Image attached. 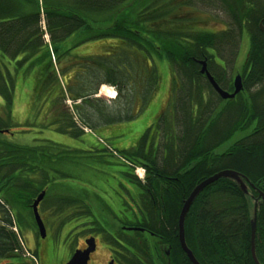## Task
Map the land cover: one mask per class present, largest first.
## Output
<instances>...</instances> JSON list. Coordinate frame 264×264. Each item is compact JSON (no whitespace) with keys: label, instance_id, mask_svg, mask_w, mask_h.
Masks as SVG:
<instances>
[{"label":"trees","instance_id":"trees-1","mask_svg":"<svg viewBox=\"0 0 264 264\" xmlns=\"http://www.w3.org/2000/svg\"><path fill=\"white\" fill-rule=\"evenodd\" d=\"M207 10L225 16L223 29L204 30L212 21L204 18ZM212 18L214 23L219 20L217 15ZM261 24L264 0H0V188L12 187L28 200L51 183L61 188L65 183L60 181L73 178L64 163L72 154L68 147L47 139L22 145L14 142L15 136L37 129L40 134L54 131L78 139L85 136L83 128L133 120L155 96L167 67L181 134L174 136L169 125L173 118L164 117L166 142L162 139L156 152L153 147L147 152L142 140L128 161L132 169L145 170L149 196L157 202L152 218L159 224L154 232L173 244L177 264H189L179 244V219L193 190L225 170L243 174L255 186L264 182ZM246 38L249 49L242 72L245 87L253 91L244 108L232 105L225 114L198 62L208 61L217 84L232 91L230 72L238 67ZM79 49L85 50L79 54ZM103 86L117 91L109 106L97 98ZM20 95L29 98L20 103L27 107L23 122L15 114ZM137 104L142 111L136 114ZM255 120L258 133L216 153ZM177 143L178 155L173 149L179 148ZM163 144L168 148L164 155ZM132 171L133 180L144 187ZM166 177L173 181L160 194L159 182ZM252 204L230 179L200 194L186 218L185 236L201 264H255ZM8 238L0 254L15 250L13 236ZM256 255L264 264V210L257 213Z\"/></svg>","mask_w":264,"mask_h":264},{"label":"flooded vegetation","instance_id":"flooded-vegetation-1","mask_svg":"<svg viewBox=\"0 0 264 264\" xmlns=\"http://www.w3.org/2000/svg\"><path fill=\"white\" fill-rule=\"evenodd\" d=\"M209 11L204 12L206 14L204 18L212 19V21L205 24V27L214 24L212 18L214 14ZM219 19L224 22L222 16H219ZM205 27L204 30L215 32ZM200 62H198L200 73L213 89L207 75L202 74ZM237 64L238 67L230 72L229 86L233 88L232 91L223 89L229 94L235 92V78L238 75L243 78V67L240 68L243 63L237 62ZM208 67L207 61V69H209ZM168 79L167 100L160 114V121L164 117H168L167 108L172 105L173 100L171 97L174 89L173 82L171 77L168 76ZM163 83L164 75L155 96L147 105L160 95ZM213 90L222 100L221 106L224 105V107L221 109L223 111L232 105L243 106L246 97L250 100L249 96L253 91L252 89L248 91L244 85V90L238 94L239 96H236L237 98L224 100L215 89ZM196 114L198 115V113ZM258 125V120H255L246 130L236 133L235 136L243 134L241 140H244L259 132ZM87 129L83 128L85 135L94 134V130H90L88 133ZM99 139L101 148L91 145L84 151L66 148L72 154L65 158L64 163L70 177L74 176L71 174L73 169H77V172L81 170L82 178L87 183L98 187L110 185L111 189L104 198L97 195L94 188L92 190L89 188V192L82 191L78 187L71 184L66 185V183L65 185L69 189L62 188L57 195H54L53 191L59 187L58 183L54 185L51 183L29 200L22 194L13 193L12 187L5 185L0 188V233L2 234H0V245L4 246L5 242L9 241L8 237L13 236L11 243L15 247L13 252L0 254V264H58V262L59 264H69L77 252H85L91 248L89 241H94L93 245L90 242L94 249L90 252L85 264H177L176 261L180 259L173 256V244L159 239L154 232L155 227L159 224L156 219L152 218L157 202L149 196L150 189L146 187V173L145 179L142 180L144 187L132 178V164L128 161L132 159V150L128 148L116 150L111 148L106 140ZM91 163L107 164L105 176L96 171ZM114 168L116 169L112 171ZM33 179L36 180V178ZM164 179L168 180L159 182L160 194H163L162 191L168 189V184L173 181H169L170 178L167 177ZM69 180L72 179L68 178L65 182ZM175 180L177 181V179ZM165 183L167 184L165 185ZM247 184L252 192V203L256 205L257 212H261L264 210V182L256 186L252 182H247ZM42 193H45V196L38 205V213L45 227V237L40 231L34 210V204ZM159 197L162 199V195ZM74 201H77L76 205H74ZM179 244L189 264H193L182 248L180 239Z\"/></svg>","mask_w":264,"mask_h":264},{"label":"rangeland","instance_id":"rangeland-1","mask_svg":"<svg viewBox=\"0 0 264 264\" xmlns=\"http://www.w3.org/2000/svg\"><path fill=\"white\" fill-rule=\"evenodd\" d=\"M216 14L217 16H222L223 21H226V18L223 14L214 13V15ZM206 26L207 27L205 28H208L209 30H214V31H218L224 28V25H222V22L220 21V19L218 23H214L213 25L209 24ZM100 47L102 46L100 45ZM248 49H249V43H248V39L246 38L242 51L240 53V58L238 61L239 64H242L244 62L247 56ZM84 50L85 49H79L76 52L81 54ZM241 67L242 66L240 65V68ZM162 72H163L162 74L164 75V83H163L162 91L160 95L153 102L147 105L148 107L143 112H141L142 109L139 108L141 105H139L138 107V104H137L136 114L137 112H139V110H141L140 111L141 113L137 117H135V119L133 120H129V121L127 120V121L117 123V124L115 123L110 124L108 127H105V128H95L93 135H90V136L85 135L84 137L78 138V139H74L66 135H60L54 131H46V132H43V134H40V132L37 129H33L31 134L29 135H16L14 138V142L18 144H22V145H32L34 144V140L36 139H47L56 144H61L69 148H74V149L84 151V150H87L86 147H88L89 145L94 146L95 148L97 147L101 148L100 139H99L101 138L109 142L108 144L109 146H111V148H114L116 150H119L118 148L122 150L125 148H128L129 150H132V152H136L139 149L140 144H142V140H144L145 146H147V148H144V151L147 150V152H150V148L153 147L156 152V150H158V148L161 147L162 139L163 141L166 142L165 135L162 131V127H164V125L163 124L161 125L160 114L162 112V109L165 107V102L167 100L166 91L169 88L168 76L170 75V72L167 67L163 68ZM110 91L114 93L113 96L117 95L116 89L112 87H108V86H103L101 89L100 95L97 96V98L103 99L108 106L111 105V102L114 101V99L109 98L110 96L109 94H111ZM105 92L106 93L108 92V94H105ZM28 99L29 98L26 97V95H23V96L20 95L18 99L19 106L17 104V112L15 114H17V117L21 115L20 117H18L19 122H23L27 118L26 116H23L27 110V107L25 105L20 106V103L22 104L24 101L27 103ZM66 107L71 109L72 103L67 102ZM221 107L223 108L224 105H222ZM178 108H180V104ZM195 108L196 107L194 106L193 111H195ZM173 111H174V107L172 105L168 106L167 116L171 118L173 115L172 120L168 119L170 122L169 125L172 129V133H174V136L179 137L181 132L179 129L180 124L178 121H180V119H179L178 114L174 115ZM227 112H228V108L224 111V113L226 114ZM223 116H221L217 124L222 120ZM107 130H108V133L105 134ZM86 131L89 133L90 129H87ZM243 136H244L243 134L236 135L232 140H230L229 142L223 144L220 148H218L216 150V153L217 154L224 153L232 145H234L237 141L241 140ZM103 140L102 142L105 143ZM177 146H179V148L177 147L173 149L175 150V153L178 155L180 154L179 143H177ZM160 149H161V153H163L162 155L165 154L164 151L168 150V148H164V144L162 148ZM91 164H93L92 167H94L96 171H98L101 175L105 176V174L107 173L106 172L107 164L106 165L105 164L97 165L98 163L96 164L91 163ZM115 169L116 168L112 169V171H114ZM133 170H135V174L136 176H138V178L145 179V172L142 167H136ZM81 173H82L81 170L77 172V169H73V171L71 172V174L74 175L72 180H69L67 182L60 181L59 183L64 182L66 183V185L71 184L72 186L78 187L82 191L84 190L88 192H89L88 190L89 188L91 190L92 188H94L95 189L94 192H97V195H99L102 198L106 197L107 193H109L111 189L110 185L106 184L107 187H98L90 183H87L85 179L82 178L83 175ZM66 185L65 184L60 185L62 186L61 188L56 187V189L53 191L55 192L54 195H57L60 192V190H62V188L69 189L67 188Z\"/></svg>","mask_w":264,"mask_h":264},{"label":"water","instance_id":"water-1","mask_svg":"<svg viewBox=\"0 0 264 264\" xmlns=\"http://www.w3.org/2000/svg\"><path fill=\"white\" fill-rule=\"evenodd\" d=\"M260 29H261V31L264 32L263 24L260 25ZM200 64L202 65V74L207 75V78L210 81V83L212 84L213 88L216 90V92L224 100L235 98L238 94H240L244 90L243 78H242V76L238 75L235 78V92L233 94H229L228 92L224 91L217 84L214 77L210 74V72L207 69V62L202 61V62H200ZM221 179H230V180L236 182L237 185L243 191V193L247 197L252 199V192H251L249 185L247 184L248 180L245 179L244 175L240 174L239 172L232 171V170H225V171H222V172L215 174L214 176L209 177L208 179L203 181L201 184H199L193 190V192L190 194L188 199H186L184 201V205H183V208H182V211L180 214V219H179V239H180L182 248L187 253L189 259L191 260V262L193 264H200V263L197 261L193 252L188 248L187 243H186V237H185L186 218L188 216V213H189L192 205L194 204L196 199L200 196V194L204 190H206L209 186L218 182ZM253 187H254V185H253ZM44 196H45V193H42L34 204L35 215L37 218V222H38L40 231L43 234V236L45 235V227H44L42 219L38 213V205L43 200ZM263 196H264V194H263ZM263 202H264V197H263ZM250 208H251V228H252V238H251L252 257H253V260L256 264H261L257 258V255H256V231H257V213L258 212H257L256 205L252 204ZM90 242H92V241H89V245L91 248L85 252H77L69 264H85L86 263L87 258H89L90 252L93 251V249H94L92 246L94 244L93 243L94 241L92 242V245Z\"/></svg>","mask_w":264,"mask_h":264},{"label":"bare ground","instance_id":"bare-ground-1","mask_svg":"<svg viewBox=\"0 0 264 264\" xmlns=\"http://www.w3.org/2000/svg\"><path fill=\"white\" fill-rule=\"evenodd\" d=\"M209 82H210V81H209ZM213 89H214V88H213ZM110 93H111V94H109V95H110L109 98L114 99V98H115V97L113 96L114 93L111 92V91H110ZM102 94H103V93H102ZM105 94H108V92H107V93L105 92ZM230 94H231V93H230ZM106 96H108V95H106ZM238 96H239V95H238ZM236 98H237V97H236ZM228 100H229V99H228ZM240 174H241V173H240ZM242 175H243V174H242ZM245 179H246V177H245ZM246 180H247V179H246ZM246 182H247V181H246ZM256 233H257V231H256ZM251 234H252V229H251ZM185 235H186V234H185ZM185 237H186V236H185ZM251 238H252V236H251ZM186 243H187V242H186Z\"/></svg>","mask_w":264,"mask_h":264}]
</instances>
